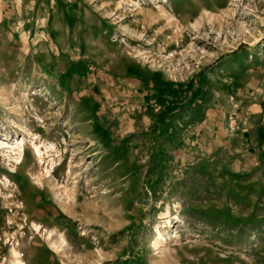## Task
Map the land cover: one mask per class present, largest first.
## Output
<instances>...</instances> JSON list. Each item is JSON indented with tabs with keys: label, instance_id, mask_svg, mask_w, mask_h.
Here are the masks:
<instances>
[{
	"label": "rangeland",
	"instance_id": "obj_1",
	"mask_svg": "<svg viewBox=\"0 0 264 264\" xmlns=\"http://www.w3.org/2000/svg\"><path fill=\"white\" fill-rule=\"evenodd\" d=\"M14 252L264 264V0H0Z\"/></svg>",
	"mask_w": 264,
	"mask_h": 264
},
{
	"label": "bare ground",
	"instance_id": "obj_2",
	"mask_svg": "<svg viewBox=\"0 0 264 264\" xmlns=\"http://www.w3.org/2000/svg\"><path fill=\"white\" fill-rule=\"evenodd\" d=\"M19 147L20 146H18V149H19ZM14 255H16V258H15L16 259V264H25V262L23 260V255H22V258H21V255L18 252H16V253L14 252ZM19 255H20V258L18 257Z\"/></svg>",
	"mask_w": 264,
	"mask_h": 264
}]
</instances>
